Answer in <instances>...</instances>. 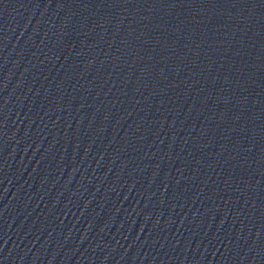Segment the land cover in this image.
Wrapping results in <instances>:
<instances>
[{"label": "water", "instance_id": "95a60500", "mask_svg": "<svg viewBox=\"0 0 264 264\" xmlns=\"http://www.w3.org/2000/svg\"><path fill=\"white\" fill-rule=\"evenodd\" d=\"M0 264H264V0H0Z\"/></svg>", "mask_w": 264, "mask_h": 264}]
</instances>
